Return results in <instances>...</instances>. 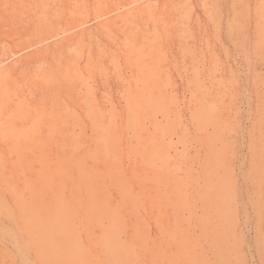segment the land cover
<instances>
[{"label": "rangeland", "instance_id": "1", "mask_svg": "<svg viewBox=\"0 0 264 264\" xmlns=\"http://www.w3.org/2000/svg\"><path fill=\"white\" fill-rule=\"evenodd\" d=\"M0 58V264H264V0H0Z\"/></svg>", "mask_w": 264, "mask_h": 264}, {"label": "bare ground", "instance_id": "2", "mask_svg": "<svg viewBox=\"0 0 264 264\" xmlns=\"http://www.w3.org/2000/svg\"><path fill=\"white\" fill-rule=\"evenodd\" d=\"M74 12V11H73ZM43 15V14H42ZM45 15V14H44ZM42 36H45V34H43ZM126 40V39H125ZM60 49L58 50V51H56V52H54L53 54H52V56H51V58H59V56L63 53V49H64V47L63 46H60L59 47ZM2 58H0V60H1ZM72 64V63H71Z\"/></svg>", "mask_w": 264, "mask_h": 264}]
</instances>
